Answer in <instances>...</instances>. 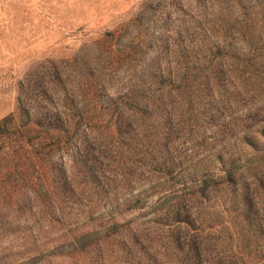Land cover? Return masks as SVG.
<instances>
[{"label": "rangeland", "instance_id": "374dc122", "mask_svg": "<svg viewBox=\"0 0 264 264\" xmlns=\"http://www.w3.org/2000/svg\"><path fill=\"white\" fill-rule=\"evenodd\" d=\"M108 31L122 45L147 39L140 69L153 68L160 57L164 67L181 76L190 72L196 81L181 84L178 99H172L177 91L166 93L153 110L155 122L142 126L156 137L151 147L159 164L172 157L173 173L138 182L132 195L121 189L92 205L87 198L66 200L57 210L60 222L36 200L1 210L0 264H81L67 235L100 226L117 232L109 234L110 243L124 249L109 245L110 264H162L159 234L141 236L150 212L183 195L192 180L210 182L220 167L264 168L263 0H0V122L23 118L19 90L54 60L75 61L77 80V68L91 60L94 42ZM218 45L224 46L220 54ZM129 79L120 71L109 87L123 94ZM222 136L230 139L208 151ZM168 188L174 192L165 197Z\"/></svg>", "mask_w": 264, "mask_h": 264}, {"label": "trees", "instance_id": "16d2710c", "mask_svg": "<svg viewBox=\"0 0 264 264\" xmlns=\"http://www.w3.org/2000/svg\"><path fill=\"white\" fill-rule=\"evenodd\" d=\"M114 37L108 31L94 42V55L82 71L77 68V80H72L75 61L61 59L22 85L17 98L23 118L0 122V211L36 200L52 222H60L57 210L75 197L92 205L121 189L132 195L138 182L172 175V157L159 164L151 147L156 137L142 126L155 122L153 110L166 101V93L177 91L172 99H178L181 84L196 81L190 72L183 77L164 67L160 57L153 68L140 69L147 39L122 45ZM223 50L218 45L215 53ZM120 71L130 77L123 94L109 87ZM228 139L214 138L208 151ZM210 180H192L183 195L165 199L159 212H150V225L142 229L147 234L141 236L159 234L162 264H264V168L220 167ZM163 192L166 197L174 190ZM105 229L66 234L81 264L111 263L107 249L118 244L110 243L109 234H118Z\"/></svg>", "mask_w": 264, "mask_h": 264}]
</instances>
